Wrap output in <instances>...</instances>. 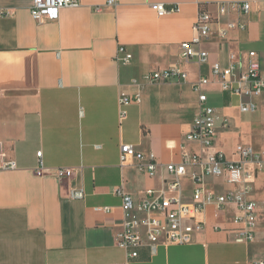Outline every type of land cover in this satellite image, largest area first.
<instances>
[{
  "label": "crops",
  "instance_id": "0c3cea01",
  "mask_svg": "<svg viewBox=\"0 0 264 264\" xmlns=\"http://www.w3.org/2000/svg\"><path fill=\"white\" fill-rule=\"evenodd\" d=\"M112 1L111 4H108ZM264 0H80V7L63 9L57 20L35 22L33 0H0V143L15 171H0V264H255L264 260V175L251 174L248 199L258 207L254 242H238L234 206L209 207L204 228L187 245L147 246L138 257L126 259L116 246L123 229L121 196L135 202L143 192L166 188L164 170L197 154L203 161L217 153L236 163L235 148L259 151L264 141V98H239L217 84L204 88L215 113L211 149L187 143L198 108L193 84L210 79L211 66H234V77L245 72L250 52L257 54L264 79V9L253 6L242 18L245 31L213 27L201 45L206 64L183 63L180 44L189 41L200 10L215 5ZM151 4L177 5L179 11L159 18ZM100 7V11L95 9ZM124 47L132 60H115ZM181 68L184 83L152 84L139 88L148 72ZM136 82V84H135ZM140 94L141 102L126 108L119 121L118 98ZM253 102L254 113L240 104ZM226 121L227 126H222ZM255 135L254 137H252ZM131 145L158 165L153 177L134 165L121 167L120 146ZM42 152L45 175L36 176L37 152ZM73 175L58 180L54 170ZM182 194L189 200L191 182ZM205 191L223 194V178L205 180ZM70 190L83 192L72 200Z\"/></svg>",
  "mask_w": 264,
  "mask_h": 264
},
{
  "label": "built area",
  "instance_id": "2783aa9c",
  "mask_svg": "<svg viewBox=\"0 0 264 264\" xmlns=\"http://www.w3.org/2000/svg\"><path fill=\"white\" fill-rule=\"evenodd\" d=\"M109 1L108 4H111ZM264 9V2H229L215 5L214 12L200 10L193 24V36L189 41L180 44V60L183 63L195 62L206 64L207 52L201 45L212 37L213 27L220 25L224 18H238L237 22L228 21L221 29L224 34L230 30L245 31L246 23L242 21L253 6ZM80 7V0H33L30 8L32 19L41 23L44 20H57L58 14L63 9ZM151 10L159 17H165L179 11V6L165 4H151ZM100 11V7L95 9ZM247 70L238 77H234V66L222 68L219 63L211 66V78L201 77L193 84V91L198 97V108L194 116L191 130L185 136L187 143H195L205 150L212 148L215 139V113L208 106L204 88L210 84H217L222 92H229L239 98H264V79L261 78L260 63L257 54L250 52ZM115 60L118 64L127 65L132 60V55L124 48L119 47ZM186 73L181 68L155 70L146 73L141 78L139 88L144 85L184 83ZM136 84V82H135ZM141 102L140 94L121 96L118 98L119 121L126 118V108ZM242 113H254L257 106L253 103L240 104ZM226 127L227 122L223 121ZM238 162H227L224 155L217 153L203 161L197 154H192L181 163H170L164 170L171 178L166 188L151 189L143 192V198L135 202L116 190L121 196V210L124 216L123 229L116 239V246L126 254V259L133 260L138 257L137 250L147 246L154 255L158 246L187 245L192 241L195 233L204 228L203 217L209 207L217 211L227 206H234L238 212L235 224L238 225L237 241L251 243L256 235L258 207L255 202L248 199L252 192L251 174L264 175V152L257 153L250 146L238 145L235 148ZM38 167L34 171L36 176H43L46 170L42 161V152L36 153ZM119 164L121 167L134 165L136 169L149 177H153L158 165L153 154L144 156L137 152L131 145L120 146ZM17 164L8 159L0 143V171H15ZM58 180L72 177L73 172L67 168L54 170ZM207 178H223L224 184L229 186V191L217 194L205 191ZM188 179L192 185L189 200L183 197L182 182ZM68 197L72 200L83 199V192L70 190ZM126 264V263H124ZM255 264H264L259 261Z\"/></svg>",
  "mask_w": 264,
  "mask_h": 264
},
{
  "label": "rangeland",
  "instance_id": "374dc122",
  "mask_svg": "<svg viewBox=\"0 0 264 264\" xmlns=\"http://www.w3.org/2000/svg\"><path fill=\"white\" fill-rule=\"evenodd\" d=\"M209 105H210V107H215V108H218L219 107V105L217 104V103H214V102H209ZM255 135H253L252 137H254ZM260 148H259V151H264V141H262V143H261V146H259Z\"/></svg>",
  "mask_w": 264,
  "mask_h": 264
}]
</instances>
